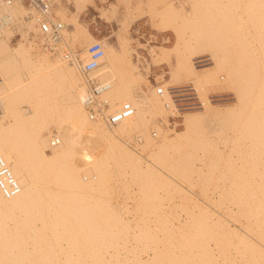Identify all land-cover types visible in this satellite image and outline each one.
<instances>
[{
    "label": "bare ground",
    "instance_id": "bare-ground-1",
    "mask_svg": "<svg viewBox=\"0 0 264 264\" xmlns=\"http://www.w3.org/2000/svg\"><path fill=\"white\" fill-rule=\"evenodd\" d=\"M191 1L195 9L199 1L213 5ZM88 2L76 0L73 27L64 24L57 52L37 41L22 2L11 8L15 25L0 33V155L22 186L10 198L0 189V264H264V0H236V12L248 14L240 20L219 3L189 16L185 5L175 6L181 0H165V16L188 22L199 41L188 44L190 55L179 37L173 45H150L152 60L138 49L144 43L116 46L81 21ZM64 9H57L62 21ZM134 18L125 19L128 29ZM237 21L243 24L235 30ZM16 30L22 39L14 45ZM98 40L106 50L99 77L112 84L104 97L113 107L127 101L136 107L113 127L90 118L78 64L66 58L88 61V47ZM206 55L212 64L198 67L196 58ZM174 58L170 78L163 69L156 74L165 98L157 87H141L145 70ZM176 81L194 83L203 110H180L169 88ZM209 85L229 86L237 102L214 104ZM168 113L182 118V130L158 119ZM206 147L214 149L210 161ZM215 169L229 178L221 185L228 199L215 201L219 208L189 188ZM234 206L247 207L253 218L239 221Z\"/></svg>",
    "mask_w": 264,
    "mask_h": 264
},
{
    "label": "rangeland",
    "instance_id": "rangeland-1",
    "mask_svg": "<svg viewBox=\"0 0 264 264\" xmlns=\"http://www.w3.org/2000/svg\"><path fill=\"white\" fill-rule=\"evenodd\" d=\"M62 3L60 4L59 1L54 0V10L57 13V9L64 6L65 13L67 14L65 20H63V23H70V29H72V15L74 13V7L73 3L76 2V0H61ZM177 1V0H173ZM208 2H213V5L210 6V4H201L203 1H199V7L194 8L193 2L191 0H181L180 2H176L175 6L179 10H182V5H185V7L188 9L187 15L189 16H194V15H203L206 10H213L216 9V3H219V5H224L228 10H230V15L236 18V20L241 19V15L248 16L247 13L241 14L239 12H236L238 7L235 4L236 0H230V2H226L227 4H223L222 0H205ZM207 2V3H208ZM138 3L139 6L138 7ZM94 4V5H92ZM87 6V8L81 13V21H88L91 24L92 30L100 35V37H107L110 36V40L117 43L115 44L116 46H120L123 44L124 41H127V39L131 42L132 45H134L135 48H138L141 44L142 47L138 48L144 57L148 58L149 60H152V55L153 53L150 52V45L154 47H158V45H173L174 41L180 38L182 41V47L185 48L184 53L187 55H190L192 51H190L188 48V44L194 43L199 41L195 36L192 37L193 33L195 30L194 28H190L188 22H184L182 19H175L173 16L172 18L166 17L167 12V7L168 3L165 2V0H154V2H149L148 0H96L94 3H92ZM70 7L67 8V7ZM105 6L107 8H111L109 15H103L102 14V7ZM219 7V6H218ZM167 9V10H166ZM242 9V6H241ZM116 12H115V11ZM231 10L233 12H231ZM184 11V10H182ZM195 11V12H194ZM116 13V14H115ZM165 13V14H164ZM195 13V14H194ZM143 14H148L149 18L153 22V28L151 25L147 24V22L143 23L142 20L138 21L136 20L137 15L142 16ZM103 15V16H102ZM166 15V16H165ZM60 17V14H58ZM109 16V17H108ZM135 17L132 22H131V27L128 29L126 25H124L125 19L128 20V18ZM62 20V17H60ZM159 20V28L161 30L167 29L168 33L166 34H161L158 29V25L154 24V21ZM243 24V23H242ZM240 24V21H237L235 23L234 29L238 30V28L242 25ZM255 26V25H253ZM100 30V31H99ZM253 33L255 29L249 30ZM17 30L14 31L13 33L15 34L13 37V44L16 45L20 39H22V34L18 35ZM167 35V40L170 37V41L168 40L167 42L165 41V37ZM34 32L30 31L27 34V41L33 40ZM237 36V35H235ZM253 39L258 40V38L254 35L251 36ZM109 39L108 41L111 42ZM172 40V42H171ZM155 41V42H153ZM112 42V43H113ZM164 42V43H163ZM29 43V42H27ZM148 45H147V44ZM213 47L212 45H210ZM76 49L81 50V48L76 47ZM35 53V52H33ZM137 54H135V59L136 61H140L137 59ZM144 59V58H142ZM196 63L198 67H202L207 64H212V58L210 56H200L196 58ZM145 67V62L140 61ZM174 62L175 58L170 62H164L160 66H154L152 70H145V76L148 82H143L141 87L145 88L146 90L150 89H155L156 85H159L158 82L156 81V74L158 72H161L162 69L166 70L168 72V78H170L169 72L174 68ZM224 74V73H223ZM150 80V81H149ZM152 81V82H151ZM157 83V84H155ZM153 84L155 86H153ZM170 88V91L173 93L174 97L177 100L178 106L180 110L183 112L191 110H203L204 109V103H203V98L200 96L198 93V90L196 89L194 83L192 81H182V82H175L172 83ZM194 86V87H193ZM217 85H209L208 86V94L209 98L214 104L217 105H223V104H230L237 102V95L236 92L231 89L229 86H227L224 89H216ZM140 86H136L135 89L140 91L141 88ZM172 89V90H171ZM197 90V91H196ZM189 108V109H188ZM171 114H166L165 116L161 117L158 116V119H161L162 122L166 123V119H170ZM178 125L177 129L182 130L183 129V124H182V118L178 119ZM180 122V124H179ZM168 124V123H167ZM170 124V123H169ZM164 126H167L163 124ZM224 131L226 133H229L231 135H235V132L237 129H233V127L228 126V125H223ZM54 128V127H53ZM217 133V132H216ZM217 135V134H216ZM224 135V134H222ZM187 147V144L183 145L179 150L183 151ZM173 148L172 151L174 152ZM200 152H202V149ZM207 151V156L206 158L208 161L211 160V155L214 154V149H208L206 147L205 149ZM233 151V150H232ZM234 152V151H233ZM217 154V153H216ZM216 170V169H215ZM226 174H220V171L216 170V173H211V175L208 177V179L204 182H201L200 185L198 183H194V185H189V188L193 189L195 193L199 194L202 199L200 202L207 204L205 201L206 200L210 205L211 208H219L215 201H218L220 199H228L226 196H223L221 194V185H228L229 184V178H225ZM187 183L192 184L191 182L187 181ZM220 185V186H219ZM206 195H209L211 198L206 197ZM223 196V197H222ZM222 197V198H221ZM232 201V199H231ZM234 209L236 212H233L234 214L236 213V217L239 221L241 222H248L250 216L252 213L247 212V207L242 210L238 211L237 207L234 206ZM253 218V216H251ZM241 246H244L243 244ZM244 248V247H243Z\"/></svg>",
    "mask_w": 264,
    "mask_h": 264
},
{
    "label": "built area",
    "instance_id": "built-area-1",
    "mask_svg": "<svg viewBox=\"0 0 264 264\" xmlns=\"http://www.w3.org/2000/svg\"><path fill=\"white\" fill-rule=\"evenodd\" d=\"M22 2L28 9L29 19H33L38 29V39L43 49L57 52L59 45L64 38V23L56 15L53 0H0V33L8 27L15 25V17L12 12V6L17 2ZM21 35V31L16 32ZM22 36V35H21ZM105 45L103 41L93 42L88 47L89 60L84 62L72 54L67 53L66 58L69 62L78 64L86 88L83 99L84 107L91 119L102 121L113 127L115 124L131 118L136 107L132 102L121 103L118 107H113L110 100L104 97V94L112 88L109 81H103L99 77L98 70L103 64L105 56ZM157 93L165 98L168 90L159 84L156 86ZM171 92V91H170ZM173 98V93L171 92ZM177 102V100H176ZM167 107L172 106L166 101ZM178 115H170L171 126L178 125ZM157 136V131L154 133ZM59 144V140H53L52 145ZM0 189L6 197H13L20 193L22 186L19 179L14 174L7 160L0 155Z\"/></svg>",
    "mask_w": 264,
    "mask_h": 264
},
{
    "label": "crops",
    "instance_id": "crops-1",
    "mask_svg": "<svg viewBox=\"0 0 264 264\" xmlns=\"http://www.w3.org/2000/svg\"><path fill=\"white\" fill-rule=\"evenodd\" d=\"M94 1H96V0H89V2H88V4H87V6L88 5H90V4H92V3H94ZM149 2H154V0H148ZM73 5V7H74V9H72V10H76V3H73L72 4ZM92 5H94V4H92ZM138 7H140L139 6V3H138ZM70 8V7H69ZM105 8H107V7H105V6H103L102 7V9L104 10ZM136 20H138V21H140V20H142V22L143 23H145V22H147V24H149V25H151L152 26V28H153V22H152V20L149 18V15L148 14H143L142 16H139V15H137V17H136ZM154 24H156V26L157 25H159V20L157 21H154ZM158 27V29H159V32H160V28H159V26H157ZM100 31V30H99ZM161 33V32H160ZM168 33V32H167ZM164 34H166V33H164ZM108 37V39L110 40V36H107ZM111 41V40H110ZM111 42H113V41H111ZM114 44H117V43H115V42H113Z\"/></svg>",
    "mask_w": 264,
    "mask_h": 264
}]
</instances>
